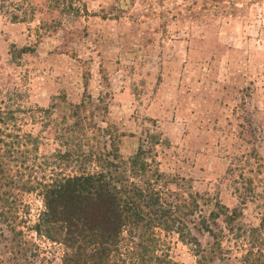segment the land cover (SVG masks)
I'll return each instance as SVG.
<instances>
[{"label": "rangeland", "instance_id": "374dc122", "mask_svg": "<svg viewBox=\"0 0 264 264\" xmlns=\"http://www.w3.org/2000/svg\"><path fill=\"white\" fill-rule=\"evenodd\" d=\"M0 91L46 111L25 117L38 175L99 169L80 148L114 144L129 159L142 146L159 186L198 194L207 217L237 210L217 220L223 257L205 263L242 264L264 216V0H0ZM66 150L70 161L55 157ZM26 201L34 221L41 199ZM191 228L208 249L210 233ZM162 238L173 260L198 264L193 245ZM36 240L43 264H61L59 245Z\"/></svg>", "mask_w": 264, "mask_h": 264}, {"label": "trees", "instance_id": "16d2710c", "mask_svg": "<svg viewBox=\"0 0 264 264\" xmlns=\"http://www.w3.org/2000/svg\"><path fill=\"white\" fill-rule=\"evenodd\" d=\"M17 100L12 95L0 98V264L48 261L38 237L62 248L61 264H180L167 252L162 232L176 233L193 245L198 264L223 257V229L217 220L223 216L231 224L237 210L217 204L207 217L198 194L185 196L159 186L160 173L151 169L142 146L129 159L114 144L94 151L80 148L76 160L94 159L99 169L51 178L38 175L43 167L38 163L39 140L24 125L27 115L46 111L25 109ZM59 155L70 161L73 153L66 150L55 157ZM32 192L41 199L34 221L26 201ZM191 225L214 238L208 249ZM252 236L242 264H264L262 250H254L255 241L264 244V216Z\"/></svg>", "mask_w": 264, "mask_h": 264}]
</instances>
